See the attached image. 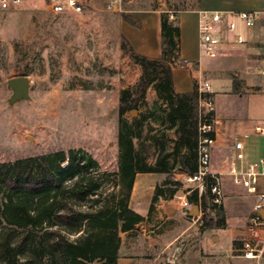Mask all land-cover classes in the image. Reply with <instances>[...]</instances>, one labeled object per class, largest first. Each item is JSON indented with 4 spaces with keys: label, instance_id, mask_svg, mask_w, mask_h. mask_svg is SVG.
Wrapping results in <instances>:
<instances>
[{
    "label": "rangeland",
    "instance_id": "rangeland-1",
    "mask_svg": "<svg viewBox=\"0 0 264 264\" xmlns=\"http://www.w3.org/2000/svg\"><path fill=\"white\" fill-rule=\"evenodd\" d=\"M79 1L80 12L52 13L47 0H29L0 11V163L79 149L91 155L103 171L113 172L118 166L120 123L130 124L151 112L160 114L163 106L149 86L131 110L134 113L118 115L122 91L133 88L142 73L131 57V50L139 49L131 31L141 28L142 19L150 35L158 38L161 55V20L167 17L172 27L177 25L179 13L190 10L196 0H120L111 10L106 8L108 0ZM175 41L178 56L172 69L180 66L178 37ZM203 74L202 81L209 83V73ZM18 76L29 81V99L10 104L12 92L6 82ZM217 103L223 111L224 100L217 99ZM169 143L170 133L151 119L143 122L141 137L134 140L136 149L152 164L166 154ZM169 178L180 191L195 186L177 171L170 172ZM226 183L221 204L226 199L224 218L240 219L237 227L243 228L256 199ZM210 205L207 198L202 214L214 216L215 221ZM191 206L199 211L197 204Z\"/></svg>",
    "mask_w": 264,
    "mask_h": 264
},
{
    "label": "trees",
    "instance_id": "trees-1",
    "mask_svg": "<svg viewBox=\"0 0 264 264\" xmlns=\"http://www.w3.org/2000/svg\"><path fill=\"white\" fill-rule=\"evenodd\" d=\"M171 24L167 17L161 20L159 58L131 50L142 73L133 88L122 91L119 117L136 109L149 86L163 107L160 114L151 112L130 124L120 123L116 171H103L91 155L79 149L0 163V264H91L95 260L116 264L120 234L133 231L144 220L129 207L135 174H168L154 189L150 212L159 198H171L177 191V183L169 178L176 161L178 174L197 173L199 141L215 137L213 131H199L213 117V113L203 114L199 101L211 100L212 94L199 92L197 86L190 92H175L171 64L178 56L175 37H179V27ZM149 119L173 130L175 136L171 151L153 165L134 145L143 122ZM170 156L175 158L173 163H168ZM207 198L217 219L204 214L202 228H224L223 208L212 202L209 191L198 196L194 190L187 196L188 202L204 209Z\"/></svg>",
    "mask_w": 264,
    "mask_h": 264
},
{
    "label": "crops",
    "instance_id": "crops-1",
    "mask_svg": "<svg viewBox=\"0 0 264 264\" xmlns=\"http://www.w3.org/2000/svg\"><path fill=\"white\" fill-rule=\"evenodd\" d=\"M201 10L257 12L259 18L252 28H238L245 40L242 45L225 41L219 53L210 58L212 61L202 62L206 57L199 54L197 47V12ZM141 22L140 29L133 28L137 32L131 31V40H135L139 46L136 53L159 58L158 38L151 36L142 19ZM177 26L182 64L172 69L173 87L176 93L190 92L194 86L205 82L202 81L203 73H209L211 78L209 83L206 82L208 93L212 94L213 115L219 121L214 127L215 137L210 145V170L221 173L225 189L226 180L230 184L231 181L223 172L227 162L234 156L235 141L247 136L243 141L244 164L264 157V135L254 133L256 126H264V93L259 90L258 75L260 58L264 53V0H199L198 7L179 13ZM227 38L231 40L232 37L228 35ZM217 99L224 100L223 111L219 110ZM154 124L170 133L169 153L175 140L173 130ZM174 159L170 156L168 161L173 163ZM178 168L176 161L170 172ZM181 175L183 180L188 177ZM167 176L158 173L135 174L129 207L144 220L133 231L120 234L116 264H264V255L259 259H246L237 252L238 241L244 236V227H237L240 219L226 216L224 228H202L200 205L196 216L190 214L192 203L188 202L187 196L191 191L177 190L171 198H159L149 212L154 189ZM261 182L264 188V180ZM225 204L226 199L222 208H225ZM261 237L264 238V230L261 231ZM91 264L114 262L95 260Z\"/></svg>",
    "mask_w": 264,
    "mask_h": 264
},
{
    "label": "built area",
    "instance_id": "built-area-1",
    "mask_svg": "<svg viewBox=\"0 0 264 264\" xmlns=\"http://www.w3.org/2000/svg\"><path fill=\"white\" fill-rule=\"evenodd\" d=\"M29 0H0V11L14 9ZM47 8L52 13H62L66 11L80 12L82 5L79 0H47ZM120 0H108L106 8L114 9ZM259 18L257 12L224 13L218 11L201 10L197 12V47L199 54L206 58H214L220 51L221 45L226 41L235 45H242L245 40L239 33L238 28H252ZM231 35V40L227 37ZM259 90L264 93V53L260 58ZM198 91L208 93L209 86L206 82L198 86ZM199 105L203 114L213 113V102L210 99H201ZM219 124L218 119L213 115L210 122L203 124L199 131L206 133L214 132V127ZM254 133L264 135V126H256ZM247 136L235 141L234 156L227 162L224 174L230 177L231 184L241 188L247 194L255 197L252 206V214L244 226V236L238 241L237 252L246 259H259L264 255V238L261 231L264 230V217L260 214L264 211V157L244 164L243 141ZM213 140L204 137L200 139L198 145V171L192 176L186 177L188 183H195L194 188L198 196L209 191L212 202L220 206L224 198L223 180L221 173H213L210 170V145ZM224 164V163H223ZM264 187V184H263Z\"/></svg>",
    "mask_w": 264,
    "mask_h": 264
},
{
    "label": "water",
    "instance_id": "water-1",
    "mask_svg": "<svg viewBox=\"0 0 264 264\" xmlns=\"http://www.w3.org/2000/svg\"><path fill=\"white\" fill-rule=\"evenodd\" d=\"M6 83L12 92L8 99L10 104L29 99V81L25 76L11 78ZM131 112L134 113L135 111ZM190 214L196 216L198 214V207L193 206ZM260 214L264 217V211Z\"/></svg>",
    "mask_w": 264,
    "mask_h": 264
}]
</instances>
